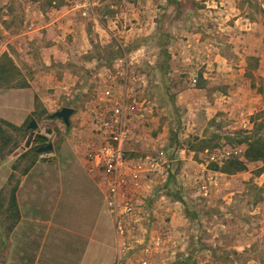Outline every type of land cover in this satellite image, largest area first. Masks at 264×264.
I'll return each instance as SVG.
<instances>
[{
	"label": "rangeland",
	"instance_id": "374dc122",
	"mask_svg": "<svg viewBox=\"0 0 264 264\" xmlns=\"http://www.w3.org/2000/svg\"><path fill=\"white\" fill-rule=\"evenodd\" d=\"M77 1L0 0V56L11 35L29 55L26 75L45 77L35 84L49 107L39 99L34 118L57 149L69 142L78 154L64 171L91 177L80 158L94 107L116 76L142 108L130 121L132 150L164 148L169 158L150 200L163 244L149 264H264V157H253L264 152V0H96L88 17ZM50 42H67L70 59L46 61L41 47ZM14 82L0 71V89ZM63 106L75 108L69 126L49 115ZM30 119L24 134L6 132L13 145L21 140L19 151L30 148L21 170L36 155ZM221 152L229 156L214 158ZM236 160L246 167L236 171ZM99 210L103 245L91 241V228L77 239L67 234L68 264H114L117 240L101 189Z\"/></svg>",
	"mask_w": 264,
	"mask_h": 264
},
{
	"label": "crops",
	"instance_id": "0c3cea01",
	"mask_svg": "<svg viewBox=\"0 0 264 264\" xmlns=\"http://www.w3.org/2000/svg\"><path fill=\"white\" fill-rule=\"evenodd\" d=\"M54 23L55 20L47 22L49 30L53 31L55 26L58 27L59 23L57 22V25ZM11 43L17 41L9 35L1 55L3 68H8L3 76L15 82L0 89V130L2 128L5 134L4 140L0 131V194H5L8 190L11 174L15 173V176L20 178L16 190L20 217L10 231L6 229V242L0 241V264H58L59 259L62 260V264H68L72 248L66 250V239L63 237L67 234L77 239L83 235L85 229L91 228V241L95 246L103 245L104 233L100 227L99 210L100 189L88 174L74 178L68 176L70 174L68 169L65 172L69 167L68 164L73 163L71 157L74 150H71L69 142L62 143L59 149L54 146L50 152L38 153L36 150L34 163L22 173L20 156L30 148L23 147L22 151H19L21 140L18 139L13 145L16 140L10 142L6 132L12 128L24 134V124L27 119L34 117L38 100L43 101L44 107H49V104L48 96L44 95L39 84H35L39 77L40 81L45 77L43 74L41 76L37 74L33 80L30 79L26 75V61L29 55L22 53L21 42L16 45L18 51H21L17 53L10 50ZM68 47L67 42L65 45L50 42L41 48L45 53L47 52L44 56L46 61L52 58V61H55L54 57L56 60L61 58L67 61L70 59ZM19 80L22 83H17ZM44 130L46 131L40 125L37 130L32 131L34 138L36 133L45 135ZM38 143L36 141L35 145ZM80 161L86 164L85 156L84 158L82 156ZM74 172L83 173L80 170ZM7 206L8 201L5 200L4 207ZM0 217L2 234L8 217L2 214ZM61 246L63 249L59 251L58 248ZM89 248V246L85 247L86 252H89Z\"/></svg>",
	"mask_w": 264,
	"mask_h": 264
},
{
	"label": "built area",
	"instance_id": "2783aa9c",
	"mask_svg": "<svg viewBox=\"0 0 264 264\" xmlns=\"http://www.w3.org/2000/svg\"><path fill=\"white\" fill-rule=\"evenodd\" d=\"M95 4L96 0H78L75 8L88 17ZM100 100L93 110L86 170L100 187L112 217L117 240L114 264H127L137 254L142 256L139 264H149V256L163 244L162 236L154 231L150 200L159 179L168 175L169 158L164 148L143 153L132 150L130 121L142 108L125 86L117 87L116 76L106 83ZM228 153L214 154V158H226Z\"/></svg>",
	"mask_w": 264,
	"mask_h": 264
},
{
	"label": "trees",
	"instance_id": "16d2710c",
	"mask_svg": "<svg viewBox=\"0 0 264 264\" xmlns=\"http://www.w3.org/2000/svg\"><path fill=\"white\" fill-rule=\"evenodd\" d=\"M0 69H1L0 71H1L2 74L4 73V71H8V68H3L2 63H0ZM45 112H46V110H45ZM35 114H36V112H35ZM25 125L26 124H24V127H25ZM0 131L3 134V139H4V135L5 134H4V131L2 130V128H1ZM35 139L39 142L36 145V150H37V148L40 145H44V144H47L49 142L48 137L43 135V134H37L35 136ZM35 154L36 155H34L31 158L30 163L23 167L22 173H25L29 169V167L34 163V161L36 159V156H37V153H35ZM24 155H27V152L23 153L21 156L23 157ZM253 157H255V158H263L264 157V152H263L262 148H260L257 152H255V156H253ZM245 167H246L245 163L240 162L238 160L235 161V169H236V171L242 170ZM19 180H20V178L15 176V173H12L11 177H10V187H9V191H8L7 195L4 196L3 193L0 194V215L2 213H4L5 216H7L8 218L9 217L12 218L11 223H9L7 228H6L7 231H10L12 229V227L15 224V222L20 217V213H19V210H18V207H17V201H16V190H17V187H18V184H19ZM5 200L8 201V206L7 207H4V201Z\"/></svg>",
	"mask_w": 264,
	"mask_h": 264
},
{
	"label": "water",
	"instance_id": "95a60500",
	"mask_svg": "<svg viewBox=\"0 0 264 264\" xmlns=\"http://www.w3.org/2000/svg\"><path fill=\"white\" fill-rule=\"evenodd\" d=\"M74 112H75V108H73L72 106H63L59 110L50 114V117L51 118H55V117L60 118L63 120V122L65 123L66 126H69L71 124V121H70L71 115ZM38 127H39V124L36 121V119L34 117H31V119L27 125V129H32V131H35L36 129H38ZM53 149H54L53 143L48 142L47 144L40 145L37 148V152L38 153L50 152Z\"/></svg>",
	"mask_w": 264,
	"mask_h": 264
}]
</instances>
